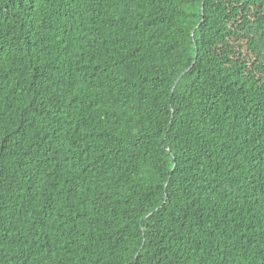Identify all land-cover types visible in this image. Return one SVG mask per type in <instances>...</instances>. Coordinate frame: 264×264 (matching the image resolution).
<instances>
[{
    "label": "trees",
    "instance_id": "1",
    "mask_svg": "<svg viewBox=\"0 0 264 264\" xmlns=\"http://www.w3.org/2000/svg\"><path fill=\"white\" fill-rule=\"evenodd\" d=\"M0 264H264V0H0Z\"/></svg>",
    "mask_w": 264,
    "mask_h": 264
},
{
    "label": "water",
    "instance_id": "2",
    "mask_svg": "<svg viewBox=\"0 0 264 264\" xmlns=\"http://www.w3.org/2000/svg\"><path fill=\"white\" fill-rule=\"evenodd\" d=\"M196 58V54L194 55V59Z\"/></svg>",
    "mask_w": 264,
    "mask_h": 264
}]
</instances>
